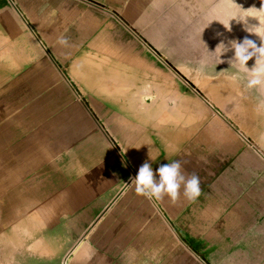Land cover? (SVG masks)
<instances>
[{
    "label": "crops",
    "instance_id": "obj_1",
    "mask_svg": "<svg viewBox=\"0 0 264 264\" xmlns=\"http://www.w3.org/2000/svg\"><path fill=\"white\" fill-rule=\"evenodd\" d=\"M220 1L1 0L0 9H10L23 29L16 30L14 47L24 53L16 75L1 88L77 92L67 103L54 97L46 102L70 106L62 119L78 122L61 165L51 163L46 131L29 135L35 183L46 190L45 218L55 237L44 263L264 264V87L249 88L239 65H228L208 84L210 108L196 92L186 96L189 102L200 99L201 107L181 108L178 89L168 94L159 53L146 48L150 38L136 32L177 3L178 9L224 8L215 5ZM1 17L12 26L0 11ZM3 50L0 39V57ZM10 63L1 62L0 70ZM167 99L178 111L168 112ZM186 119L190 127H179L178 120ZM30 143H21L15 154ZM149 153L157 157L154 169L178 160L186 179L198 175L199 197L189 199L183 184L175 200L137 193L128 181ZM58 169L61 178L51 172ZM54 198L55 209L49 204ZM33 208L31 203L27 211ZM14 249L11 262L17 264L20 248Z\"/></svg>",
    "mask_w": 264,
    "mask_h": 264
},
{
    "label": "rangeland",
    "instance_id": "obj_2",
    "mask_svg": "<svg viewBox=\"0 0 264 264\" xmlns=\"http://www.w3.org/2000/svg\"><path fill=\"white\" fill-rule=\"evenodd\" d=\"M0 4H2L1 0ZM220 4L225 7L178 9L177 3L176 7L165 9L163 17L155 19L156 24L136 26V32L150 38V40L143 42L145 47L150 46L160 55L159 63L165 68V74L168 77V94L172 88L178 89V98L179 95L188 97L186 94L194 96V92H196L201 96L204 104L209 107L207 92L197 82H202L206 88H208L209 83L213 86L216 76L222 73L226 66L231 65L228 58L232 57L234 51L230 49L225 53V58L220 63L219 56L214 51L216 46L221 41L227 44L231 39L242 41L245 37L255 40L258 45L261 43L258 34L248 32L247 29L255 30L259 25L258 30L264 36V0H221L215 2V5ZM0 11L11 18L12 23V26L4 24L1 17L0 39L3 40L4 45L2 52L6 53L8 51L6 49L8 44L11 47V56L10 54H3L0 57V63L6 59H10L11 63L4 67L0 77V176L3 174L8 178L13 167L19 164L21 168L27 167L22 170L21 178L29 176L28 180H30V178H34L33 176H38L35 170L36 161L34 160L35 162L32 164L27 161L33 157L31 156L33 151L29 142L31 131L35 130L36 135L37 133L43 135V132H47L52 148L51 163L61 165L63 147L66 144L69 145L70 141L74 139L73 133L76 131L73 130V123H78L62 119L70 106L63 105V103L47 104L46 102L51 101L47 98L54 97L55 101L67 103L76 96L77 92L75 89H72L70 93L67 89L1 88V85L8 84L7 79L16 75L13 70L19 65L20 58L24 53L14 47L17 45L15 42V39H17L15 36L17 35L16 30L20 29V25L15 22L14 14L8 8H2ZM242 19L245 20L242 21ZM223 23L227 27L231 25V30L226 28ZM22 31L23 29L19 30V32ZM153 59L156 61V58L153 57ZM254 62L255 58H252L247 63L253 65ZM145 75L153 79L155 74L145 73ZM18 84H23V82L21 81ZM167 110L168 112L178 111V107H174L171 99H167ZM34 114L35 119H30ZM44 118L48 120H44ZM17 120L21 122L17 124ZM178 126L189 128L190 122L187 119L178 120ZM69 127H71V130H69ZM20 129H22V134L16 136V130ZM23 139H28V141L21 142ZM21 143L27 145L30 143V146L27 150L21 151V155L18 157L15 154V149L21 147ZM13 160L14 164H12ZM10 164H12L10 168H1V165ZM51 172L57 173L58 175L55 176L61 178V169L51 170ZM28 180L21 182L27 185ZM16 211L20 212L19 210ZM61 215L62 211L60 209L54 216L55 221L60 219ZM49 233L53 237L51 222L49 223ZM53 238L55 239V237ZM13 252L15 253V249ZM9 254L5 255L6 262L8 260L12 261L15 257L14 254L12 257ZM3 261L1 256L0 264ZM44 262L47 261L36 259L34 264H46Z\"/></svg>",
    "mask_w": 264,
    "mask_h": 264
},
{
    "label": "bare ground",
    "instance_id": "obj_3",
    "mask_svg": "<svg viewBox=\"0 0 264 264\" xmlns=\"http://www.w3.org/2000/svg\"><path fill=\"white\" fill-rule=\"evenodd\" d=\"M7 50L8 51L3 54H10L11 56V47L10 50ZM3 71L4 70H0V77ZM198 83L207 91L206 86L202 82L198 81ZM178 99L180 107L181 103H186L187 107L193 104H197V106L200 107V104H202L201 101L199 102L200 99H194L189 102V98L183 95H179ZM195 109H197V107H195ZM194 112L195 111L190 114L193 115ZM16 122L18 124V122L21 121L17 120ZM27 161L30 164L35 162L33 158ZM19 166L18 164L13 167L11 175L8 178L3 174L0 176V257L2 256L4 260L2 264H12L11 260L6 262L4 258L8 253H10L9 255L12 257L15 245L21 249L17 264H21V262L22 264H34L36 259L43 258L45 252L48 250L47 247L52 245L50 243H55V239L49 233L50 221L45 218V212L49 209L47 200H45L46 198L43 194L46 190L41 189L39 184L37 185L35 183V179L38 176L30 178L27 185L18 181L17 178H21L22 170L27 168L26 166H24V168ZM51 187L56 189L58 185L54 183ZM49 201L50 206L54 209L58 207L59 202L57 199H49ZM31 203L34 206L33 211H27L30 209ZM20 206H23V209L20 212L16 211ZM49 241L52 242L49 243Z\"/></svg>",
    "mask_w": 264,
    "mask_h": 264
},
{
    "label": "clouds",
    "instance_id": "obj_4",
    "mask_svg": "<svg viewBox=\"0 0 264 264\" xmlns=\"http://www.w3.org/2000/svg\"><path fill=\"white\" fill-rule=\"evenodd\" d=\"M246 19V18H245ZM245 19H242L244 21ZM230 23V21H229ZM225 26V24L223 23ZM229 30L230 27L225 26ZM259 25L257 29H247L248 32L256 33L260 37L261 43L258 45L255 40L245 37L242 41L231 39L227 44L221 41L215 48L219 56L220 63L225 58L224 54L230 49L234 50L232 57H229L231 66L238 64V72H243L247 77V86L249 88L264 87V36L261 35ZM255 58L254 65L248 66V61ZM149 159L145 160L138 168L137 173L129 178V183L134 185L137 193L147 196L149 199L160 200L167 194L175 200L179 194V189L183 184L185 195L189 199H196L201 194L200 177L196 174L190 178H185L181 173V164L178 160L171 163H159L153 168V161L157 159L150 153Z\"/></svg>",
    "mask_w": 264,
    "mask_h": 264
}]
</instances>
